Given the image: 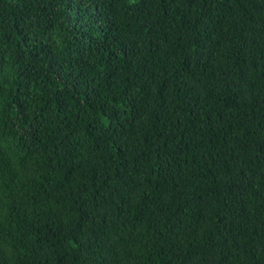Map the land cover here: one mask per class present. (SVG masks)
<instances>
[{"label": "trees", "instance_id": "1", "mask_svg": "<svg viewBox=\"0 0 264 264\" xmlns=\"http://www.w3.org/2000/svg\"><path fill=\"white\" fill-rule=\"evenodd\" d=\"M0 264H264V0H0Z\"/></svg>", "mask_w": 264, "mask_h": 264}]
</instances>
